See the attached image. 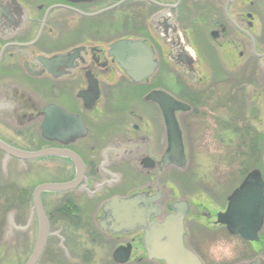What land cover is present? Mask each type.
<instances>
[{"label": "flooded vegetation", "instance_id": "af4514ba", "mask_svg": "<svg viewBox=\"0 0 264 264\" xmlns=\"http://www.w3.org/2000/svg\"><path fill=\"white\" fill-rule=\"evenodd\" d=\"M16 3L24 9L25 20L17 31L0 35V144L23 153L46 154L22 160L0 149V217L13 205L18 208L19 236L35 234L30 255L44 229L46 239L36 264H164L148 259L143 228L108 230L104 207L115 198L158 194L160 215L150 220L160 223L173 213L168 208L181 201L167 200L166 188L178 187L182 170L163 165L164 118L160 107L147 98L152 92H164L182 102L162 86L163 64L194 84L192 103L187 104L190 110L175 115L186 159L180 116L210 102L212 112H242L247 103L253 108L262 104L264 0ZM121 31L126 33L119 36ZM120 40L141 41L152 50L158 67L148 80L131 83L109 56L110 46ZM56 56L61 59L50 61ZM202 57L206 60L200 61ZM213 64L223 73L214 71ZM124 82L132 93L127 97L121 92ZM95 89L97 99L91 104ZM114 96L127 106L111 109ZM214 122L219 127L226 124L220 119ZM10 162L18 164V181L29 165L27 177L36 181L35 186L6 189L2 175ZM44 185L57 189L40 192L35 204L36 190ZM188 208L184 245L200 258L190 245L189 203ZM203 217L211 220L210 215ZM215 228L225 230L215 222L204 227L206 232ZM263 234L264 225L253 243L260 245L253 257L243 250L238 252L239 260L230 264L255 259L264 264ZM0 248H6L4 239Z\"/></svg>", "mask_w": 264, "mask_h": 264}, {"label": "rangeland", "instance_id": "374dc122", "mask_svg": "<svg viewBox=\"0 0 264 264\" xmlns=\"http://www.w3.org/2000/svg\"><path fill=\"white\" fill-rule=\"evenodd\" d=\"M125 33L126 31H121L119 36ZM203 60H206V57L200 59ZM205 65H208L212 72V64L207 62ZM213 65L214 71L223 73L222 69L219 70V65V68ZM161 68L164 77L162 86L178 100L191 105L194 93L191 89L194 84L182 80L167 63ZM122 85L125 86L121 91L122 96L132 94L125 82ZM207 102L202 101L205 104ZM126 106V102L114 96L111 109L118 111ZM210 106L211 102L205 107H195V113L193 110L190 114L180 116L185 134L187 167L178 173V187H167L166 195L167 200L181 199L190 204L193 221L190 245L200 258L206 264H230L239 260L238 252L243 250L253 257V253L260 249V245H248L238 238L229 236L220 228H215L214 232H206L204 227H209L215 222V216L225 210L227 197L239 186L249 171L259 170L264 181V101L262 104L259 102L257 108L247 103L242 112L222 110L212 112ZM214 119L225 120V126L219 127ZM14 165L10 162L5 176L2 175L6 189H18V184L28 188L34 187L36 181L27 177L31 174V167H28L29 165L23 167L19 174L23 176V180L18 181V164ZM170 174L175 179V174L169 171L168 176ZM14 206L7 210L6 216L0 217V239L6 241V248H0V264H24L29 258L35 240L34 233L19 236L18 230L15 229L18 226V208ZM15 213L17 217L13 219ZM205 215H210L211 220L207 222L203 217ZM262 237L264 239V234ZM18 245L20 251L16 249ZM56 255L61 259L60 253Z\"/></svg>", "mask_w": 264, "mask_h": 264}, {"label": "water", "instance_id": "95a60500", "mask_svg": "<svg viewBox=\"0 0 264 264\" xmlns=\"http://www.w3.org/2000/svg\"><path fill=\"white\" fill-rule=\"evenodd\" d=\"M79 2L80 0H69ZM26 14L16 0H0V35L12 34L23 24ZM124 71L130 82L138 84L148 80L156 68L157 62L153 59V52L141 41L120 40L113 43L108 52ZM56 56L50 61L59 60ZM161 109L167 137V150L162 158L165 167L174 166L181 170L186 167V156L182 133L176 120V113L188 112L190 108L176 101L164 92H152L147 97ZM97 99L94 90L89 97L93 104ZM47 130V127L44 128ZM0 149L7 155L22 160H31L46 154V152L32 154L23 153L0 144ZM57 189L44 185L36 190L37 195L42 191ZM160 195L148 197L138 194L127 199H113L104 207L112 232L131 231L136 228L144 229V245L149 260L164 264H202L199 258L184 246V220L189 208L185 201L174 203L168 209L173 213L166 215L160 223L150 220L159 217L160 208L156 205ZM264 222V182L258 170L247 174L239 187L227 199V207L223 213H218L216 224L225 226L231 236H239L244 241L255 242L257 234ZM46 234L41 230L36 247L25 264H36L41 254ZM249 264H262L255 259Z\"/></svg>", "mask_w": 264, "mask_h": 264}, {"label": "trees", "instance_id": "16d2710c", "mask_svg": "<svg viewBox=\"0 0 264 264\" xmlns=\"http://www.w3.org/2000/svg\"><path fill=\"white\" fill-rule=\"evenodd\" d=\"M245 168V167H244Z\"/></svg>", "mask_w": 264, "mask_h": 264}]
</instances>
